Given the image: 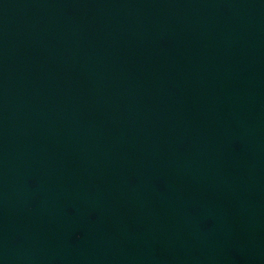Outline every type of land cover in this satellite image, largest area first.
<instances>
[{"label": "water", "instance_id": "water-1", "mask_svg": "<svg viewBox=\"0 0 264 264\" xmlns=\"http://www.w3.org/2000/svg\"><path fill=\"white\" fill-rule=\"evenodd\" d=\"M0 264H264V0H0Z\"/></svg>", "mask_w": 264, "mask_h": 264}]
</instances>
